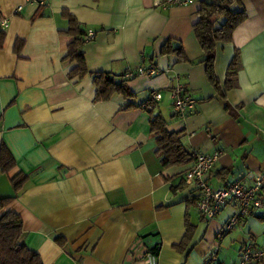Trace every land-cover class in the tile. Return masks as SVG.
Returning <instances> with one entry per match:
<instances>
[{
  "label": "crops",
  "instance_id": "crops-1",
  "mask_svg": "<svg viewBox=\"0 0 264 264\" xmlns=\"http://www.w3.org/2000/svg\"><path fill=\"white\" fill-rule=\"evenodd\" d=\"M154 1L0 0V18L8 19L0 30V143L15 159L0 172V196L15 193V174L28 175L6 210L21 217V240L43 264H149L129 252L155 246L157 264H235L245 245L264 246V209L225 230L236 205L204 217L196 188L184 183L199 153H219L207 176L213 188L264 173V0L233 4L246 17L231 41L216 45L218 91L192 30L200 0ZM63 11L96 33L82 46L89 73L80 78L68 77L75 63L65 58L72 37ZM166 40L183 48L184 61L161 53ZM235 53L237 85L226 89ZM138 66L156 72L126 80L133 98L94 100L92 73L120 79ZM176 77L195 100L184 116L170 110ZM153 89L161 98L141 107ZM157 113L191 160L162 165L149 127Z\"/></svg>",
  "mask_w": 264,
  "mask_h": 264
},
{
  "label": "trees",
  "instance_id": "trees-1",
  "mask_svg": "<svg viewBox=\"0 0 264 264\" xmlns=\"http://www.w3.org/2000/svg\"><path fill=\"white\" fill-rule=\"evenodd\" d=\"M240 0H200V6L197 10L198 19L193 23V34L202 50L200 60L205 68V75L208 82L218 91L220 89L219 81L214 71V60L216 45L218 42L231 41L232 32L246 17L244 10H235L234 3ZM68 20V28L65 32L71 35L72 39L68 44L65 58L74 62V66L68 71L70 79L80 78L89 73L82 46L89 41L86 38L87 29L84 25L67 11H63ZM92 40V39H91ZM1 42V40H0ZM17 43L15 48H20ZM161 53L175 54L178 61L186 59L183 48L179 45L173 47L170 40L163 44ZM240 68V60L237 53L234 54L228 65L224 86L226 89L233 88L237 85L236 76ZM124 79H123V78ZM120 79L115 75L105 72L92 73V80L95 86V101L108 100L114 93L121 94L125 99H131L135 94L128 87L125 72ZM152 99L144 102L150 105ZM128 107L130 105H127ZM151 106V105H150ZM226 109L232 114L233 109L229 105ZM150 132L155 135L157 141V154L163 166H171L185 163L191 160V156L184 150L180 133L168 132L166 122L160 113L151 116L149 121ZM15 166V159L4 143H0V172H8ZM28 175L22 172L15 174L11 178V185L14 194L8 197L0 196V264H43L40 255L28 248L21 240L22 237V220L21 217L11 211L6 210L10 199L21 189L26 182ZM262 188V187H261ZM262 194V192H261ZM191 225L187 223V233L190 232ZM62 243L61 238H56ZM152 252L158 254L159 247L149 248ZM133 255V253H132Z\"/></svg>",
  "mask_w": 264,
  "mask_h": 264
},
{
  "label": "built area",
  "instance_id": "built-area-1",
  "mask_svg": "<svg viewBox=\"0 0 264 264\" xmlns=\"http://www.w3.org/2000/svg\"><path fill=\"white\" fill-rule=\"evenodd\" d=\"M189 1L191 0H155L154 4L163 6L170 4L182 5ZM18 9H20V6ZM7 26L8 19L0 18V30H4ZM95 35L93 29H88L86 38L91 40ZM155 72L152 68L145 69L138 66L135 69L127 70L125 77L132 78L135 75L151 76ZM170 97V110L175 115L184 116L186 112L195 106V100L188 94L185 85L178 78L171 87ZM160 98L161 93L158 90L153 89L150 92V99L159 100ZM145 107L149 108L150 105H145ZM218 154V152L196 154L194 162L185 173L184 183L193 185L196 188L197 195L194 199V205L204 217H214L228 204L233 203L236 205V212L231 214L225 224V230H230L242 219L251 215L255 209H264V196L261 194V187L264 185V173L249 171L242 179H233L223 187L213 188L207 182V176L217 160ZM129 255L145 260L149 264H157L158 262V254L145 247L138 253L135 247H132ZM214 255L213 252L208 257V261L213 260ZM262 262H264V246L255 247L247 244L241 250L239 260L235 264H257Z\"/></svg>",
  "mask_w": 264,
  "mask_h": 264
}]
</instances>
